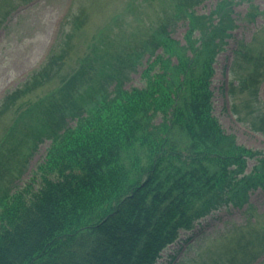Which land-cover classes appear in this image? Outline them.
I'll return each instance as SVG.
<instances>
[{"label":"trees","instance_id":"obj_1","mask_svg":"<svg viewBox=\"0 0 264 264\" xmlns=\"http://www.w3.org/2000/svg\"><path fill=\"white\" fill-rule=\"evenodd\" d=\"M127 1L124 12L155 0ZM163 1L145 30L97 29L81 51L50 54L0 100V118L13 114L0 132V264H156L180 231L264 190V151L223 130L210 88L239 19L264 20V6L250 2L241 16L235 6L244 0H216L208 13L197 10L206 0ZM75 20L81 27L84 19ZM179 23L183 40L173 36ZM234 42L230 110L264 134L252 88L264 77V23ZM139 66L140 85L126 87ZM246 227L251 234L261 225Z\"/></svg>","mask_w":264,"mask_h":264},{"label":"rangeland","instance_id":"obj_2","mask_svg":"<svg viewBox=\"0 0 264 264\" xmlns=\"http://www.w3.org/2000/svg\"><path fill=\"white\" fill-rule=\"evenodd\" d=\"M18 6L11 12V1L0 0V99L7 91L20 85L34 70H38L52 53L79 52L97 29L109 26L111 34L115 32L129 35L131 31L145 30L150 22L157 20L163 0L142 1L135 11L124 12L127 0H13ZM216 0H206L197 7L199 13H208ZM256 3L261 8L262 0H244L235 6V12L241 16L248 3ZM121 13L114 21L112 17ZM75 17L84 19L81 27L75 25ZM264 23L260 16L253 23L246 24L239 19V27L234 38L230 39L227 50L218 53L214 63L215 73L210 88L213 90L212 113L226 133L233 134L236 143L253 150L264 151V134L251 128V120H239L230 111V95L227 93V80L238 82L234 73L229 71L233 54L234 39L249 40L252 32ZM185 26L179 23L173 36L183 40ZM68 34L71 36L68 37ZM59 49L58 51L55 49ZM71 64L67 54L61 71L65 73ZM232 68V67H231ZM140 66L132 72L126 87L140 85ZM239 69H236V74ZM57 82V81H54ZM225 84V85H224ZM238 90V85H234ZM47 87V86H46ZM45 87V88H46ZM252 88L264 105V77ZM236 100L245 99L240 93ZM13 114L7 112L1 116V128L11 120ZM48 141L40 144L31 158L28 168L16 180L21 185L27 180V174L45 152ZM254 163L248 160V169ZM250 203V206H249ZM249 203L241 208L221 207L200 219L188 231H180L176 242L171 243L162 252L156 264L166 263L174 255V264H264V239L258 240L264 229V190L257 188L250 193ZM260 214V215H259ZM257 222L259 229L253 228V240L248 222ZM224 240H227L223 242ZM248 241V243H247ZM262 241V242H261ZM225 245V246H224ZM235 252L234 256L232 254ZM250 253H255L252 258ZM230 259H233L230 262Z\"/></svg>","mask_w":264,"mask_h":264}]
</instances>
